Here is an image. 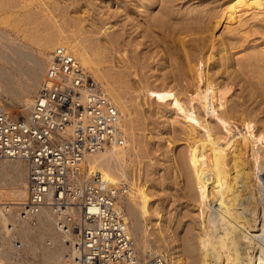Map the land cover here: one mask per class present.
<instances>
[{"label": "bare ground", "instance_id": "obj_1", "mask_svg": "<svg viewBox=\"0 0 264 264\" xmlns=\"http://www.w3.org/2000/svg\"><path fill=\"white\" fill-rule=\"evenodd\" d=\"M17 2L18 14L28 9L23 20L47 29L51 26V20L57 22L55 15L42 19L44 14L50 15L48 3L40 5L35 12L32 11L36 7L32 0ZM154 2L156 0H147V5L143 6L144 13H149ZM4 3V0H0V5ZM244 6H253L264 12V0H228L220 11H195L190 26L192 24L198 29L204 20L208 21L207 30L211 33L199 38L200 41L207 40V45L199 47L196 44L201 42L191 37L189 39L194 43L190 45V40H186L188 36H179L180 55L185 57L183 62L176 51L169 50L170 71L153 82L145 76L141 77L135 69V60L144 63L134 54L139 44L122 45V36L111 31L109 24H103L97 32L99 37L104 35L107 39L103 44L98 40L100 45L93 50L95 54L91 52L92 46L89 47L90 37L87 33L93 34L91 30H86L85 35H68L64 28H60L41 40L38 50L20 43L8 32L0 31V59L4 64L0 65V99L6 105L17 101L22 117L30 114L51 59L49 52L59 47L67 48L83 68L89 70L121 112L125 145L109 147L88 156L84 169L86 175H100L112 186L126 185L120 208L124 211L123 218L136 243L137 257L141 263L144 260L145 264H152L153 260L162 258L168 264H264L263 101H260L259 107L250 109L245 100L237 97L236 87L242 79L232 69L233 64L226 49L219 52L220 62L215 63L216 67L222 68L226 77L214 68L216 60L213 62L217 51L216 41L220 40L215 32L222 23L226 24L225 30L229 32L245 30L246 35L251 32L262 35L261 44L252 46L246 62L239 59L238 65L245 74L255 75L252 78L256 79L254 90L260 89L264 99V18L257 19L260 22L258 26L252 25L251 20L244 21L246 13L241 11ZM54 11H59L64 25L73 24L81 28L85 25L84 18L69 17L65 8L54 6L51 12ZM173 12L172 7L164 6L163 17L157 18L164 22L165 17ZM10 26L14 25L11 23ZM147 36L146 31L143 37ZM36 39L38 41L40 37ZM20 45L25 49L15 47ZM109 49L114 67L123 70L100 68L99 64L105 60ZM14 59L18 65L14 67L12 63L14 69H10L8 65ZM18 74L26 76V81L19 79ZM131 75L137 77L136 89L145 94L146 102L139 109L147 105L152 107L163 119L162 130H166L167 134L173 132L186 144L185 150L181 151L179 165L180 175L186 176L181 196L185 201L177 204V216L167 205L157 203V192L152 183L129 181L127 178L125 162L142 153L144 146L136 133V112H132L127 102V79ZM218 75L225 79L218 81ZM250 97L253 98V94ZM9 175L11 177L7 179ZM27 178L25 162L0 161V243L3 246L0 264H70L68 242H73L74 237L58 232L49 211L45 210L34 224L19 222L18 211L27 198ZM3 205L11 207L10 213L5 212ZM153 236H156V240ZM17 243L21 244L20 248Z\"/></svg>", "mask_w": 264, "mask_h": 264}, {"label": "built area", "instance_id": "obj_2", "mask_svg": "<svg viewBox=\"0 0 264 264\" xmlns=\"http://www.w3.org/2000/svg\"><path fill=\"white\" fill-rule=\"evenodd\" d=\"M121 121L101 85L65 47L51 54L27 117L0 99V161L28 167L19 222L34 224L49 211L58 232L74 237L70 264H142L120 208L126 185L112 186L84 169L88 156L125 145ZM152 264L168 263L157 258Z\"/></svg>", "mask_w": 264, "mask_h": 264}, {"label": "rangeland", "instance_id": "obj_3", "mask_svg": "<svg viewBox=\"0 0 264 264\" xmlns=\"http://www.w3.org/2000/svg\"><path fill=\"white\" fill-rule=\"evenodd\" d=\"M227 1L228 0H156V2L151 5L150 10H148V12L150 13L149 14L144 13L143 7L147 5V0H32L34 6H36L35 8H32V11L35 12L38 11V7L40 5L48 3L50 7L48 14L50 15H47V13L44 14V16L42 17L43 20L49 19L51 18V16L54 17L55 15V20L57 22L55 23L51 20V26L49 29H47L43 26L37 27V23H35V25L32 22H27L23 20L24 16L28 12V9L22 10L18 14V7L16 8L18 4L17 0H4L5 3L3 5H0V31L8 32L20 43L30 46L33 50H38L40 49V44L44 40V38L48 35L56 33L60 28H64L67 31L68 35L74 33L78 35H85L87 32L86 30H91L95 35H93L92 33H87V35L89 34L88 36L90 37L91 45L89 44V47L92 46V48H90L91 52L92 54H95L93 53V50L98 49L100 45L98 40H101V44H103V41H106L107 39V37L104 35H100V37L99 35H97V32L100 30L99 28H101L103 24L106 23L109 24L111 31L116 32L122 36V45L125 46L126 44H130L132 46L136 43L139 44L134 54L139 56L141 62L143 61L144 63H140L138 60H135L137 62L134 63V66L135 64L137 65L135 69L141 77L145 76V78H149L150 82H153L155 78L162 79L163 75L170 71L169 65L171 64V57L169 54L171 51L169 50L176 51L178 57H180L181 59V62H183L185 57L184 55H180L181 46L177 40L179 36H188V39L186 40H190L189 44L192 45L194 43V41H191L192 38L198 39L199 42V38H205L211 33L210 30H207L209 29L207 20H204V22L206 21L205 24L204 22H202V25L200 26L202 27L201 31L200 27H198L197 29V27L192 26V24L190 26V23L192 22L191 18H194L196 14L195 11L203 10V12H205L208 10L217 12L222 9V6ZM54 6H58L62 9L65 8L69 17L84 18L85 23H83L85 25L83 24V29L79 25V27H75V25L73 24H62V16L59 15V11L51 12ZM164 6L172 7L174 12L173 14L166 16L167 18L165 17L166 20H164V22H160L158 18L163 17L162 7ZM241 11L246 13L243 17V20H251L252 25L254 26L260 25V22L257 19L264 18V12L258 10L256 7L253 6H244ZM7 19L11 21L8 22L9 20ZM11 23L14 26H10ZM225 25V23H222L215 32V36L217 35L216 37H218V39L220 40H217L218 42L216 41L217 51H215L216 57L213 60V62L216 60V62H214V65L220 60L221 54L219 52L222 49H226V51L228 52V56L230 57L233 64L232 69L238 73L239 79H242L240 83L241 86L238 85L236 87L235 93L237 94V97L240 98L241 101L245 100L247 107H249L250 109H255L256 107H259L260 101H263L262 108H264V99H262L263 92L258 88L256 92L254 90L256 89V86L254 84V81H256V79L252 78H254L255 75H252L251 73L245 74V72L242 70L241 65H238L239 59H242L244 62H246V57L251 53L252 46L260 45L263 36L259 35V33H256L255 35L254 32H251L250 34L246 35L245 30H241L239 32H229L225 30ZM191 29L193 30V32L191 31L189 33ZM204 29L206 31H204ZM29 30H31L32 33H30ZM146 31L148 33V36L143 37V34ZM189 34L191 35L189 36ZM201 35L203 37H201ZM37 37H40L38 41L36 39ZM190 37L191 39H189ZM1 40L2 39L0 38V43ZM200 42L203 43L195 44L199 45V47L207 45V40ZM5 47L6 45L4 43V48ZM15 47L25 49V47L21 45ZM139 47L142 48L140 49ZM189 47L191 48V46ZM107 52L108 53L105 54L104 57L105 60L99 64L100 68H102L103 70L114 71L123 70L124 68L116 69L114 67V64L112 63L113 57L111 54V50L109 49L107 50ZM52 53L53 52H49V55H51ZM12 63L15 67L17 61L15 62V59L11 61V63L8 65L10 69H14L13 65H11ZM0 65H4L1 59ZM214 65L212 64V67ZM27 66L28 65L26 64L24 68L26 69ZM216 66L217 65H215L214 68ZM216 68L217 72L219 70V73H221L222 76L226 77V74L223 72L221 67ZM132 70L135 71L134 69ZM87 71L89 72L88 69ZM217 77L219 78V75ZM224 77L219 78L218 81H223L225 79ZM18 78L22 81H26V76L18 74ZM129 78L127 79L128 85L126 87V89L128 88L127 102L128 105L131 106L132 112H136V115L134 116V121L137 126L136 133L143 140L144 146L142 149V153H140L136 158L134 157L125 162L124 167H126L125 171L127 173V178L129 181L141 180L143 182L149 181V183H152L157 192V195L155 197L157 203L167 205L169 210H173L174 214L175 208L179 205V202L181 200L185 201L184 199H181V196L183 194L184 186L186 185V176H183V174L180 175L179 165L180 154L181 151L185 150L186 144L182 139H180V137H178L173 132L167 134L166 130H162L164 125L162 123L163 119H161L159 115L153 111L152 107L147 105L142 106V108L139 109V106L146 102L145 94L139 93V91L135 87L137 77L131 75V77L129 76ZM249 79H251V81ZM158 83H160V81ZM249 85L251 86L249 87ZM251 90L252 92H250ZM251 94H253V98L250 97ZM8 106L13 109V111L17 113L19 117H22V114L19 112L20 106L17 101H14L11 105L8 104ZM263 114H261V117L264 116ZM10 177V175L7 176V179ZM175 214V216H177L178 211ZM152 238L156 240V236H153ZM142 262V264H145L144 260H142Z\"/></svg>", "mask_w": 264, "mask_h": 264}]
</instances>
